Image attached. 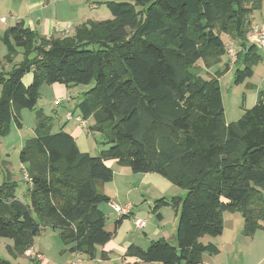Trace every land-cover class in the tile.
Segmentation results:
<instances>
[{"label": "trees", "instance_id": "obj_1", "mask_svg": "<svg viewBox=\"0 0 264 264\" xmlns=\"http://www.w3.org/2000/svg\"><path fill=\"white\" fill-rule=\"evenodd\" d=\"M262 1H109L111 19L89 21L71 36L45 40L21 21L6 29L4 60L11 63L19 49L23 61L0 72V137L12 123L21 127L18 113L35 108L46 82L91 86L77 108L84 121L93 118L91 131L106 126L108 143L98 156L81 153L70 134L52 133L51 122L36 117L35 135L19 154L29 178L26 201L15 197V182L0 185V238L12 241L10 252L23 257L48 227L68 251L93 259L126 218L106 230L99 205L110 199L97 184L113 179L108 160L186 191L182 198L157 200L152 210L169 206L178 214L176 244L158 239L146 249L130 245L126 257L144 264H201L204 254L218 249L200 239L222 234L226 212L240 213L245 236L263 229L264 101L259 96L225 125L219 78L231 64L209 79L198 67L210 69L222 56L228 61L225 45L232 41L239 47L234 84L251 78L262 56L247 36ZM27 73L32 79L24 85Z\"/></svg>", "mask_w": 264, "mask_h": 264}, {"label": "rangeland", "instance_id": "obj_2", "mask_svg": "<svg viewBox=\"0 0 264 264\" xmlns=\"http://www.w3.org/2000/svg\"><path fill=\"white\" fill-rule=\"evenodd\" d=\"M131 1V0H122ZM100 12L107 10L106 7L99 2ZM256 20L260 22L264 19V4L259 11L254 13ZM112 18L111 15H109ZM257 22V23H258ZM238 47V46H237ZM239 48V47H238ZM0 50L3 53L7 51L5 46L1 44ZM258 49L261 53L262 58L264 57V51ZM17 55L13 58L11 63L6 62L4 59L0 61V72L5 68V72L10 71L14 65H20L23 61V55L21 50H17ZM1 53V52H0ZM228 63L225 56L221 57V61L217 62L210 67V69L204 70L200 65L199 69L203 70L202 77L204 79H209L219 71H222L226 64ZM234 71L235 68L231 65L230 70L220 76V90L224 108V120L225 125L236 122L245 109H250L254 104L257 96L260 93V85L264 84V64L263 61L259 62L253 67V74L251 78L246 79L242 84H234ZM27 75V74H26ZM64 86V87H63ZM91 86H72L71 88V102L65 100L66 96L61 97V93L65 92V85L53 83L48 84L44 82L38 90V98L36 106L33 110L22 109L18 113L19 120L21 122L20 132L18 136L23 139L22 144H19L18 137L16 135L15 125L12 124L9 131L0 137V167L3 168L2 161H10L12 167L19 164V154L26 142L34 137L36 129V117L43 115L51 122V132L56 133L60 130L68 131L72 133L76 138V145L81 153H88L91 156H98L105 152L108 148V143L105 134L106 126H103L102 130L94 129L90 130V127L96 126L93 118L86 121L83 128H79L76 123L71 120L67 121L65 115L67 112H73L75 115L79 114L77 108L80 99L84 92H86ZM259 87V88H258ZM264 89V88H263ZM61 97L63 103L61 107H55L53 105V99ZM14 122V121H12ZM11 129V130H10ZM16 130V131H15ZM5 147V148H4ZM1 150L4 153L1 154ZM106 165L110 167L113 171V179L104 185L97 184V189L102 192L105 188L106 194L110 195L112 202L117 205L130 204L132 206L130 215L135 211L139 212V217L147 222L146 231L150 229V222L154 221V224L162 228V224L166 226V231H171L174 226L176 227L177 220H175V211L171 207H161L155 214L152 210L154 208L155 202L159 199H165L170 201L174 197H184L186 191L179 187L174 186L169 183L167 179L157 175V174H133L129 167L117 163L115 160L106 161ZM26 169V166L24 167ZM3 172H6L2 169ZM15 180L17 181V186L19 189L26 187V181H23L21 171L18 169L14 170ZM24 174V173H23ZM149 177L148 179L146 178ZM0 182L2 178L0 177ZM110 203H101L99 209L107 216L106 225H109L112 217L115 215ZM163 212L165 217L163 222L158 221V214ZM126 217L122 224L125 226H130V230L126 232L125 226L116 234V236L111 240L113 242L120 243L123 239L127 237H132L135 235L136 228L134 227V219L132 217ZM175 223V225H174ZM138 230V229H137ZM144 230V231H145ZM113 230H110L112 232ZM141 231V230H140ZM55 232V231H54ZM139 232V231H138ZM140 234V233H139ZM144 238V235H141ZM171 245H175V241L169 240ZM204 244L208 242H213L215 239L209 236H204L200 239ZM65 246V245H64ZM13 247V243L10 239L0 238V260L7 261L10 264H32L28 259L19 257L10 252V248ZM101 246L96 247L98 249ZM83 259H89L85 254H80ZM95 258V257H94ZM229 264H264V234L258 233L253 244L249 245L246 243L242 246L241 254L238 252L232 257Z\"/></svg>", "mask_w": 264, "mask_h": 264}, {"label": "crops", "instance_id": "obj_3", "mask_svg": "<svg viewBox=\"0 0 264 264\" xmlns=\"http://www.w3.org/2000/svg\"><path fill=\"white\" fill-rule=\"evenodd\" d=\"M109 1L118 2L122 0H89V2L96 4L95 9H90L89 3L78 0H0V46L1 44L3 45L1 37L6 31V29L10 28L11 26L15 25L17 22L20 21L23 22L25 28H28L29 30L35 32L39 37L45 40L71 36L74 34V30L77 27L89 21L97 22L111 19L109 16L111 15L109 11L104 10L103 12H100L99 7V2L106 7L105 3ZM263 4L264 0L262 1V6ZM257 22L258 20H256L255 16L252 23V28L262 25L264 23V19H262L258 23ZM67 24H70L72 27L69 33L63 36L60 29L64 28V26H66ZM0 52L1 61V59H5L7 52H5V54L3 53V50H0ZM262 61L264 64V57L262 58L261 62ZM3 72H5V68H3ZM31 79L32 74L27 73V75L23 77V84L28 85ZM263 88L264 84L263 86L260 85V93L254 101L255 103L259 96L264 101ZM65 89V92H63V94L61 93L60 95L61 97L66 96L65 100L69 103L71 102V88L66 87ZM61 97L53 99V105L55 107H61L62 103L64 102ZM78 115L80 116V114ZM85 123L86 121L84 122L83 126H85ZM76 125L79 128H83V126H80L78 123H76ZM15 127L16 129H18L17 131L15 130V133L18 137L19 144H22L23 139L21 141V138L18 136V134L20 133L18 132L20 131V128H18L16 125ZM63 131L70 134L76 142V138L72 133H69L65 130ZM2 153H4V151L1 150V154ZM2 164L3 168L0 167V177L2 178V182H0V185L3 182H15V184H17V181L14 177V170H20L23 176V173L25 172V165L19 162V164L15 165V167L13 168L11 162L6 161V159H3ZM2 169H4L6 172H3ZM146 178L148 179L149 177L146 176ZM28 188V184L25 188L21 189L16 186L15 197L23 202L26 201ZM102 192L107 195L105 188ZM107 196L110 199V195ZM110 202L112 203L111 199ZM138 214L139 212L134 211L131 217L141 219ZM160 216L161 218L158 219V221L163 222L165 217L163 216L162 211ZM174 217L175 220L178 219V214L176 212L174 214ZM117 220H119V216L115 214L112 217V220L110 221L109 225H106V230H115V222ZM122 222H120L118 228L115 230V236L119 232V230H121L123 226H125V224H122ZM164 224H162V228H160L154 224V221H151V227L148 231L145 230V228L147 227V222L145 228L141 231L139 229L137 230V228L134 226L136 228L134 236L127 237L124 240L122 239L120 243L109 241L105 245L96 249L94 256L95 258L93 259H83L80 257L81 253H72L68 251L67 247L64 246L58 234L50 228L46 227L43 229L41 234L35 238L33 246L31 247V249L25 252L23 258L28 259V261H30L32 264H71L73 262H76V260H78L77 264H138L139 260L135 257L125 256V253L130 245L137 246L141 249H146L149 247L150 242L153 240L163 239L167 242H170L169 240L175 241L176 227L174 226L171 231L167 232L166 226L168 225ZM242 224L243 221L240 213H224L223 232L218 237H212L213 239H215V241L211 242L216 245L218 252L216 254L211 255L204 254L202 256L201 264H229L231 263L230 260H232V257L236 255V253L239 252L241 254L243 245L248 243V241L249 245L253 244L258 233L264 234L263 228L257 230L255 234L251 237L245 236L242 233ZM261 225L264 227V221L261 222ZM125 229L126 232H128L130 230V226H125ZM141 235H144V238H142ZM102 252L106 253L105 260H102L100 258Z\"/></svg>", "mask_w": 264, "mask_h": 264}, {"label": "built area", "instance_id": "obj_4", "mask_svg": "<svg viewBox=\"0 0 264 264\" xmlns=\"http://www.w3.org/2000/svg\"><path fill=\"white\" fill-rule=\"evenodd\" d=\"M78 1H82V2H87L89 3V8L90 9H95L96 8V4L89 2V0H78ZM71 25L67 24L66 26H64V28L60 29L61 33L63 36L67 35L71 29ZM247 42L248 45H252L255 46L257 49H261L264 50V23L260 26H256L254 28L251 29V31L249 32L248 36H247ZM226 47V56L228 58V62L233 65L236 61V57H237V53L239 51V48L231 41L226 43L225 45ZM65 119L67 121H71L73 120L74 122L78 123L80 126L84 125V120L81 116L79 115H74L71 112L66 113L65 115ZM23 178L24 180L28 183L29 182V178L26 174V172H24L23 174ZM111 208L113 209V212L118 215L119 217H130L131 213V208L132 206L130 204H123V205H117L116 203L112 202L110 203ZM134 226L139 229V230H143L146 226V222L142 219L139 218H135L134 219ZM76 262H73L71 264H77ZM138 264H144V263H138Z\"/></svg>", "mask_w": 264, "mask_h": 264}]
</instances>
